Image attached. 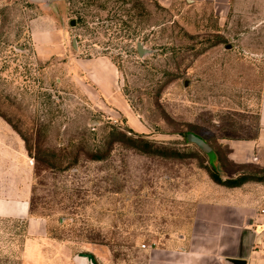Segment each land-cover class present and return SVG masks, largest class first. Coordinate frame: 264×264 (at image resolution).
Here are the masks:
<instances>
[{"label": "rangeland", "instance_id": "rangeland-1", "mask_svg": "<svg viewBox=\"0 0 264 264\" xmlns=\"http://www.w3.org/2000/svg\"><path fill=\"white\" fill-rule=\"evenodd\" d=\"M250 24L208 0H0V116L33 161L46 264L94 248L146 264L143 245L190 221L214 169L186 135L220 149L258 132ZM17 223L0 220V264H22Z\"/></svg>", "mask_w": 264, "mask_h": 264}, {"label": "crops", "instance_id": "crops-1", "mask_svg": "<svg viewBox=\"0 0 264 264\" xmlns=\"http://www.w3.org/2000/svg\"><path fill=\"white\" fill-rule=\"evenodd\" d=\"M208 1L221 11L222 20L232 11L239 22L251 23L240 30L241 45H249L250 38L261 39L260 49L253 53L261 72L258 132L253 138L223 140L220 149L210 145L217 157L213 169L221 179L245 180L228 186L209 175L201 192L190 193L196 198L190 221L173 236L158 237L143 248L146 264H230L229 259L264 264V0ZM33 185V161L25 142L0 116V220L25 222L12 227L24 230L22 264H46L44 248L51 240L46 238L45 222L31 217ZM96 252L84 249L75 261L100 264Z\"/></svg>", "mask_w": 264, "mask_h": 264}, {"label": "water", "instance_id": "water-1", "mask_svg": "<svg viewBox=\"0 0 264 264\" xmlns=\"http://www.w3.org/2000/svg\"><path fill=\"white\" fill-rule=\"evenodd\" d=\"M40 1H43L44 3H49L51 0H40ZM71 25H74L73 21H72ZM232 48H233V45H229L227 47L228 50H230ZM137 53H138L139 57L143 58L146 55L151 54L152 51L145 48L144 44L139 42V43H137ZM188 85H189V83L186 82L185 86L188 87ZM192 142L195 143L199 147V149L208 156L209 163L211 164V166L214 167V165L216 164V161H217V157H216V154L213 151L212 147L208 143H206L204 140H202L198 137L192 138ZM82 256L87 257L89 259H93V257L90 254H84ZM78 257L81 259V254H79ZM229 263L230 264H245V261L229 259Z\"/></svg>", "mask_w": 264, "mask_h": 264}, {"label": "trees", "instance_id": "trees-1", "mask_svg": "<svg viewBox=\"0 0 264 264\" xmlns=\"http://www.w3.org/2000/svg\"><path fill=\"white\" fill-rule=\"evenodd\" d=\"M11 125V124H10ZM18 133V132H17ZM19 134V133H18ZM196 138V137H198V138H200V139H202V140H204L203 138H201V137H199V136H197V135H195V134H187L186 135V140H187V143H191V144H194V145H196L195 143H193L192 142V138ZM206 143H208L206 140H204ZM209 144V143H208ZM210 145V144H209ZM197 146V145H196ZM198 147V146H197ZM199 148V147H198ZM212 168H213V166H211ZM210 176H211V178L215 181V182H217V183H219V184H223V185H228V186H237V185H239L241 182H242V180H245V178H241V179H238V180H231V181H223L222 179H221V177L216 173V171L214 170L213 172H211V174H210ZM91 255V254H90ZM92 257H93V255H91ZM94 258V257H93Z\"/></svg>", "mask_w": 264, "mask_h": 264}, {"label": "built area", "instance_id": "built-area-1", "mask_svg": "<svg viewBox=\"0 0 264 264\" xmlns=\"http://www.w3.org/2000/svg\"><path fill=\"white\" fill-rule=\"evenodd\" d=\"M143 248H147L145 245H143Z\"/></svg>", "mask_w": 264, "mask_h": 264}]
</instances>
